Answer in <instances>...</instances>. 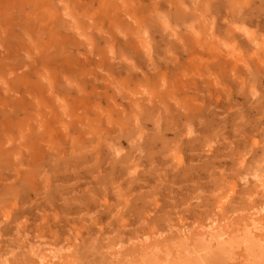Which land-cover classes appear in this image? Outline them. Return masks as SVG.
I'll list each match as a JSON object with an SVG mask.
<instances>
[{
	"label": "rangeland",
	"instance_id": "obj_1",
	"mask_svg": "<svg viewBox=\"0 0 264 264\" xmlns=\"http://www.w3.org/2000/svg\"><path fill=\"white\" fill-rule=\"evenodd\" d=\"M252 170L264 0H0V264H264Z\"/></svg>",
	"mask_w": 264,
	"mask_h": 264
},
{
	"label": "crops",
	"instance_id": "obj_2",
	"mask_svg": "<svg viewBox=\"0 0 264 264\" xmlns=\"http://www.w3.org/2000/svg\"><path fill=\"white\" fill-rule=\"evenodd\" d=\"M57 42L54 44V46L51 44L50 48L52 49L53 46V51L50 53V60H49V70L50 72H58L61 76L63 74L66 76L67 73L70 72L71 68V60H72V55H73V43L75 42H80L75 40V37H56L55 39ZM96 42L95 46V53H103L105 49V44H103L105 41L104 39H101L99 37H94L93 39ZM145 41L148 43L146 52L151 51L152 45H149V42L152 41V37H145ZM117 42L121 43L119 44V48L117 49L116 44H113V50L115 52H118V50H121L122 43L131 45V43H134L133 45L130 46V49H134L136 47L137 41L135 39H131L130 37H126L124 40H117ZM58 43V44H57ZM131 51V50H130ZM40 67H42V63L39 62ZM52 84H55V81H52Z\"/></svg>",
	"mask_w": 264,
	"mask_h": 264
},
{
	"label": "bare ground",
	"instance_id": "obj_3",
	"mask_svg": "<svg viewBox=\"0 0 264 264\" xmlns=\"http://www.w3.org/2000/svg\"><path fill=\"white\" fill-rule=\"evenodd\" d=\"M244 31V30H243ZM260 174L256 170H252L251 172H244L240 178V183L242 185H246L248 182H257L260 184L261 187H264V171Z\"/></svg>",
	"mask_w": 264,
	"mask_h": 264
}]
</instances>
